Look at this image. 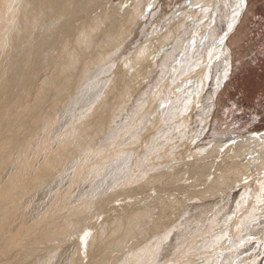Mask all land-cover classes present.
<instances>
[{"label": "bare ground", "instance_id": "6f19581e", "mask_svg": "<svg viewBox=\"0 0 264 264\" xmlns=\"http://www.w3.org/2000/svg\"><path fill=\"white\" fill-rule=\"evenodd\" d=\"M163 1L0 0V264H240L217 247L251 221L264 132L203 145L217 115L185 90L215 58L218 102L246 2ZM242 184L217 244L206 209Z\"/></svg>", "mask_w": 264, "mask_h": 264}, {"label": "rangeland", "instance_id": "374dc122", "mask_svg": "<svg viewBox=\"0 0 264 264\" xmlns=\"http://www.w3.org/2000/svg\"><path fill=\"white\" fill-rule=\"evenodd\" d=\"M183 1L184 0H166V4L163 1L160 3V6H159L160 11L170 13L177 6L183 5L182 4ZM219 1H221V0H219ZM241 1H242V3L246 2V0L245 1L241 0ZM252 4H256V6H258V7L260 6L258 8V11L263 13V15H264V0H253ZM165 5H167V8ZM185 7L186 6H182V8H180V9L181 10L183 9V11H184ZM220 8H222L221 5L219 6V10H220ZM245 9H246V7H245ZM199 15H200V12H199ZM241 23H242V21L240 20L239 25L235 29L236 32H235V30L233 31L235 33L230 35L231 36L230 39H232L233 36L237 37L238 33H240V35L243 39L244 37L242 35L245 32H248V29L253 30V33L251 35L252 38H251V41H248L245 44L241 43V46L237 49V53L239 54L236 58L237 62H235L233 60V62H231V65L229 64L230 69H231L230 70L231 73L228 74L227 79L225 81L226 83H224L225 85L220 91L218 102L214 98L216 95L213 94V97H212L211 93L214 91V88L216 87L217 73L218 72L220 73V70L217 72V69L215 68V66H217V64H221L222 61H218L215 58L213 60H211L210 62L206 63L208 66H206L207 68L205 70V74H204V78H203V84H202L203 86L198 85V87L200 86L199 91L197 90V86H195V84L193 82L192 83L190 82L189 87H187L185 90L186 93L187 92H194V91L195 92H201L202 91V95L200 93V95L202 97V99H201L202 108L200 107L201 105H199L198 111L194 112V114L197 115L199 113L200 108H201L202 111L199 114H201V115L203 114L202 115L203 117H205L207 115L210 116V115H212L213 112H214L213 113L214 116L217 115V117H215L216 118V124L210 125V123H209L208 125L205 126V129L203 128L204 130L207 131L206 133L202 129V126H201L199 119H198L199 122L197 120L191 122L190 127L192 128V130L196 131V130L202 129V132H203L202 143L205 141L203 143V145H206V146L215 145V147H216L217 145H221V144L225 145V144H229V142H232L234 140V138L235 139L239 138V137L243 136L244 134L245 135H248V133H250V134H256V133L261 134L264 132V60L258 59V56L260 55V54H258V52L259 51L261 52V50H262L258 40L263 39V37H264V36H262V34H264V20L263 19L258 20V16L252 15L249 24L243 23L242 27L240 28ZM259 23H261L262 26H260ZM225 26L226 25L222 26L223 29L225 28ZM239 28H240V30L238 32L237 29H239ZM193 29L194 28H190L189 31H191V32H189L185 36V38L193 36V34H192ZM225 32H226L225 30L223 32H221L222 35H220V37L221 36L223 37V34H225ZM230 39H228V37H226V36L224 37V40H223V46L224 47L227 45L231 46V44H229V42L231 41ZM207 52L210 53L208 47H207V51L204 53H207ZM221 52H223V54H224L225 48ZM178 53L180 54V52H178ZM178 53L175 54L176 57L179 56ZM225 56H226V54H225ZM176 57L174 59H172V62L169 63L168 72L171 75H173V69L176 66L178 67V65L180 63V61L178 63V61H177L178 59H176ZM224 58H226V57H224ZM238 62L240 64H238ZM224 65L225 64H222V66H224ZM172 66H174V67H172ZM171 68H173V69H171ZM222 68H221V70H222ZM173 79H174L173 83H175V81L178 80L177 78H173ZM208 81H209V83H208ZM206 96L207 97L209 96L208 99ZM215 105L217 108L215 107ZM208 116L205 118H208ZM192 123L195 125V127ZM246 126H248V128H245ZM208 128H210V129H208ZM243 128H245V129H243ZM204 133H205V135H204ZM217 140H218V142H217ZM261 182H262V180H261ZM262 185H263L262 186L263 188H261L260 191L255 192L256 197H258V199H259L258 200L259 203L257 202L259 208L257 206H255L257 203L252 204L253 206L251 205L252 207L250 206V209H249L250 215L247 214L244 217L246 220V223L249 220H251V221H249V224L248 223L246 224V227H248L251 224L250 225L251 228L249 227L250 230H248L246 227H242V228H240V230L238 232H236V230H237V228H236V230L233 231L234 233L232 232L233 236L231 235V233L228 234V236L230 235V238L228 240L231 241V244L234 243L233 247H230L231 246L230 241L225 244V245H227L226 249L223 246H221V247L218 246L217 244L226 240V238H227L226 232H228L229 230L225 225L227 224V226H228L229 221H231L230 219H232L231 213L232 212L234 213V210L236 208V205L239 202V199L242 198V195L245 193V190H247L249 186L242 184V185L238 186L237 188H235L231 194H228V195L220 194L219 197L216 198V200H214V202L215 203L217 202V204H214V207H212V209H210V208H209V210L206 209V214L210 218L209 220H211L213 217H217L215 215L220 214L219 217H220V222H221L220 224L221 225H219V226H221V227L216 226V230H215V234L219 237V239H217L218 238L217 236L215 238L216 243L218 242L216 244L218 246V247L216 246L217 249L221 253H223L222 250H224L226 255H230V253L232 251L233 252L237 251L238 252L237 257H239L240 264H248V263H250V264H255V263L264 264V246H263L264 243L261 244L262 242H264V235H263L264 234V202H261L262 200L264 201V184H262ZM257 186L258 185H256L255 188ZM227 209H228V212H227ZM207 212H209V213H207ZM252 214H254V216H252L253 218H251ZM248 216H250V217H248ZM245 220H243V218H242V221H245ZM221 229H222V231H221ZM235 232H236V234H235ZM218 233H220L221 235ZM237 233H239V234H237ZM260 233H262V235ZM234 235L238 238V240L239 239H241V240L238 241ZM220 236H223L224 238L223 237L220 238ZM231 238H233L234 240ZM243 239H245V240H243ZM256 239L259 241L257 242ZM235 241L237 244L235 243ZM256 242H257V246L259 245L258 247L256 246ZM246 246H248V247H246ZM238 248H240V249H238ZM227 249H229V250H227ZM261 251H262V254H260ZM252 253H254V254H252ZM245 255H247V256H245ZM260 255H262V256H260ZM242 256L245 258H243ZM252 257H253V259H252ZM255 258H257V259H255ZM254 260H256L257 262ZM251 261H253V262H251Z\"/></svg>", "mask_w": 264, "mask_h": 264}, {"label": "crops", "instance_id": "0c3cea01", "mask_svg": "<svg viewBox=\"0 0 264 264\" xmlns=\"http://www.w3.org/2000/svg\"><path fill=\"white\" fill-rule=\"evenodd\" d=\"M252 1L253 0H246V9L247 10L245 9V11L240 16L239 21L240 20L242 21V23L240 25V28L242 27V24L243 23L244 24H249L252 15L253 16H258V20H260V19H263L264 20L263 13H261V12L258 11V8L260 6L259 7L256 6L257 3L256 4H252ZM259 24H260V26H262L261 23H259ZM238 25H239V23H238ZM240 28L237 29L238 32H239ZM235 32H236V30H235ZM235 32H233L232 34H234ZM252 33H253V30L252 29H248V32H245L242 35L244 37L243 39H242L240 33H238V36L237 37H234L233 36L232 39H230L231 36H229L228 39L231 40L229 44H232L233 43V40H234L236 42L235 47L238 49L241 46V43L245 44L246 42L251 41V38H252L251 35H252ZM262 36H264V34H262ZM258 42H259V44L261 46V49H262L261 52L260 51L258 52V54H260L258 56V59L259 60H264V37H263V39H259ZM234 61L237 62V60H234ZM238 64H240V63L238 62Z\"/></svg>", "mask_w": 264, "mask_h": 264}]
</instances>
